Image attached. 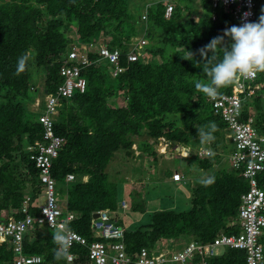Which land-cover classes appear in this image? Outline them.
<instances>
[{"label":"trees","instance_id":"16d2710c","mask_svg":"<svg viewBox=\"0 0 264 264\" xmlns=\"http://www.w3.org/2000/svg\"><path fill=\"white\" fill-rule=\"evenodd\" d=\"M127 4L128 0H0V220L12 214L24 217L19 211L27 194L29 214H38L36 206L43 190L39 170L29 158V147L42 139L39 117L44 102L40 109L32 110L29 87L36 73L43 74V96L54 93L61 84L59 69L73 43L66 31L73 28L77 43H101L110 50L120 49V64L125 70L113 77L106 64L97 62L98 55L90 54L96 62L82 72L85 91H76L61 101L53 119L55 134L63 138V144L53 161L51 176L56 181V192L64 194L61 197L66 199V212L74 215L68 229L85 237L88 243L99 240L90 230L93 213H116L121 208L119 194L123 186L108 181V164L119 151L132 154L134 144L140 151H151L149 142L138 141L145 137L154 146L163 138L171 145L209 148L208 158L194 160L199 168L210 167L214 172L189 195L186 211L165 208L146 213L144 207L138 209L141 205L131 204L133 212L145 214L144 222L138 226L125 227L118 220L125 229L126 250L132 253L153 247L159 240L182 237L208 244L221 234H236L240 196L248 185L227 164L221 165L220 158L232 152V145L225 140L226 126L213 114L208 96L195 88L197 81L211 82L203 69L212 53L201 57L199 50L213 38L223 36L234 22L220 10L212 21L209 0H202L205 12L198 21L190 19L185 23L176 5L166 19L167 2H152L145 10L143 35L148 41V59L127 62L129 40L140 23L139 17L129 14ZM108 31L113 33L107 37ZM224 42L227 46L230 39L225 36ZM176 47L184 50L172 57ZM188 52H192L193 59ZM217 55L222 56V52ZM158 56L160 62L155 59ZM255 83L260 91L243 103V119L253 118V126L264 136V72L258 73ZM231 91L232 84L220 89V94ZM119 98L123 99L122 106L113 101ZM209 122L216 124L211 141L198 135L202 127L207 131ZM15 141L18 146L28 147L22 148L18 161L13 157ZM151 154L153 158L156 155L153 150ZM68 174L74 176V181L66 183ZM84 176L86 182L82 181ZM258 184L264 190V173L258 176ZM55 237V230L35 224L24 235V253L41 256L40 264H67ZM260 242L264 247V233ZM222 250L206 264H245L242 251ZM70 252L76 256L71 264H89L87 248L74 245ZM12 260L11 248L0 244V264H11ZM198 262L194 259L193 264Z\"/></svg>","mask_w":264,"mask_h":264},{"label":"built area","instance_id":"2783aa9c","mask_svg":"<svg viewBox=\"0 0 264 264\" xmlns=\"http://www.w3.org/2000/svg\"><path fill=\"white\" fill-rule=\"evenodd\" d=\"M213 12L212 21L216 20V11L230 15L234 25L244 22H258L264 15L263 3L258 0H209ZM164 17L170 18L173 13V4L166 1ZM245 13L248 15L245 16ZM148 41L142 36L131 42L125 54L127 62H135L142 58L147 60L145 46ZM90 54H97L98 63L106 64L110 74L115 77L125 70L120 64L121 50H110L101 43H72L59 69L61 84L57 85L54 93L45 95L43 112L39 117L42 127V139L29 147L32 152L29 156L39 170V181L42 185L44 204L38 205V214H29L30 201L27 197L22 205L24 217H8L0 220V244H5L12 250L11 264H40L42 257L24 253V235L36 224L47 226L64 236L57 240L66 262L71 263L76 256L70 252L74 245L88 249L89 264H206L207 259L219 254L217 248L240 250L245 254V264H264V247L260 238L264 233V190L258 184V176L264 173V136L260 135L253 126V118L243 119V103L250 100L260 91L255 83L258 73L249 78H241L232 84L231 93L208 96L213 114L218 116L226 126L225 138L232 145V152L228 155V166L236 171L248 185V190L241 194L237 211L239 231L232 235H219L212 243L196 244L190 241L182 247H175L173 240H159L150 248L142 247L136 252H128L124 242V227L109 210L94 212L97 218H91L90 230L98 241L88 243L86 238L77 232L68 229L67 225L74 219L72 213L63 217L59 206L58 192L55 190L56 181L51 176L53 161L57 158L63 138L55 134L54 117L58 114L61 101L72 97L78 91L83 93L86 80L82 76L84 69L96 61L91 60ZM101 64V65H102ZM209 148H200L198 156L208 158ZM175 183L184 182L183 176L175 171L171 176ZM66 183L74 181V176L68 174ZM125 201H121V208L126 209ZM16 212H14L15 214Z\"/></svg>","mask_w":264,"mask_h":264},{"label":"rangeland","instance_id":"374dc122","mask_svg":"<svg viewBox=\"0 0 264 264\" xmlns=\"http://www.w3.org/2000/svg\"><path fill=\"white\" fill-rule=\"evenodd\" d=\"M160 0H128L127 8L129 14L134 17H139L140 23L135 26L134 34L131 35L130 42L136 41L139 37L144 35L145 29V10L152 3ZM169 1V0H162ZM264 9V0H261ZM173 5L179 8L180 20L185 23L190 19L198 21L200 17L205 12L201 4L202 0H170ZM174 7V6H173ZM113 31H108V35H111ZM117 33V32H115ZM73 28H69L66 31V36L73 43H77V37L75 35ZM100 39L103 40V34H100ZM75 40V41H74ZM102 40H100L102 42ZM105 40V39H104ZM151 43H154L151 41ZM155 44V43H154ZM184 50L182 47H176L171 51L172 57ZM192 53V52H191ZM156 61L160 62L161 58L155 57ZM34 82L30 84V95H31V109L38 110L41 104L44 102L45 96H43V74L36 73L33 75ZM116 105L122 106L123 99H113ZM157 145L154 146V142L145 137L138 138V141L149 142L151 146V151L148 148L146 151H140L138 145L134 144L131 147L132 154H126L124 151H119L115 153L112 160L108 164L106 169L107 179L109 182L114 184H120L123 186L121 190V201L126 202V209L120 208L116 213H113L114 217L120 221L125 227L138 226L140 223L144 222V214L141 212H133L131 210V204L141 205L138 209L142 210L143 207L146 213H151L155 209H172L175 211H186L190 206V196L192 192L200 185L204 183L206 178L213 174V169L199 168L197 164L198 150L202 147L196 146H177L171 145L168 141L163 138L158 139ZM226 143L230 145V141L226 139ZM16 151L13 153L15 160H19V156L23 154L22 148L25 150L28 148L26 145L22 147L15 141ZM152 150L155 152V157L151 155ZM197 158H194L196 157ZM200 158V157H199ZM223 158V160H222ZM204 159V158H200ZM221 165H228V157L225 156L220 158ZM214 169H217L215 167ZM177 171L184 176L185 189L189 192L188 196L179 188L174 187L169 181V177ZM86 178V179H85ZM82 178L83 182H86L87 176ZM64 194L59 193V198ZM27 194L24 197H28ZM38 205L44 204L45 196L40 194L38 197ZM147 215V214H146ZM146 219V218H145ZM191 238H179L178 240H173L175 247H182ZM219 253L223 250L222 248H217Z\"/></svg>","mask_w":264,"mask_h":264},{"label":"clouds","instance_id":"9594fccd","mask_svg":"<svg viewBox=\"0 0 264 264\" xmlns=\"http://www.w3.org/2000/svg\"><path fill=\"white\" fill-rule=\"evenodd\" d=\"M248 15L245 13V16ZM230 39L225 46L224 37ZM201 57H207L203 71L211 77L210 83H195V88L209 97L220 94V89L238 82L241 78H249L264 72V15L258 22H244L227 28L223 36L213 38L209 44L199 50ZM222 52V56L217 53ZM190 59L193 54L188 52ZM22 63V61H21ZM207 131L202 127L198 135L211 141L216 129L215 122H209ZM93 216V215H92ZM57 240H63L62 234H57Z\"/></svg>","mask_w":264,"mask_h":264},{"label":"crops","instance_id":"0c3cea01","mask_svg":"<svg viewBox=\"0 0 264 264\" xmlns=\"http://www.w3.org/2000/svg\"><path fill=\"white\" fill-rule=\"evenodd\" d=\"M181 174V173H180ZM182 176H183V174H181ZM86 176H84V178H85ZM184 177V176H183ZM86 179V178H85ZM185 181V180H184ZM168 183H171L174 187H176V188H179V189H181L187 196L189 195L188 193L189 192H187L186 191V189H185V185H183V183L184 182H182V183H175V182H173L172 180H171V177H169V181L167 182V184ZM58 197H59V194H58ZM65 203H66V199L64 198V199H60L59 198V206L61 207V210H62V212H63V217L68 213V212H66V210H65ZM155 210H157V209H155ZM71 263H73V262H71ZM70 263V264H71ZM67 264H69V263H67Z\"/></svg>","mask_w":264,"mask_h":264},{"label":"water","instance_id":"95a60500","mask_svg":"<svg viewBox=\"0 0 264 264\" xmlns=\"http://www.w3.org/2000/svg\"><path fill=\"white\" fill-rule=\"evenodd\" d=\"M177 147V146H176ZM92 218H97V214H93Z\"/></svg>","mask_w":264,"mask_h":264}]
</instances>
